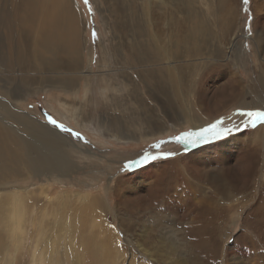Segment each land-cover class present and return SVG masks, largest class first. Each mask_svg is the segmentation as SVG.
<instances>
[{
    "label": "rangeland",
    "instance_id": "1",
    "mask_svg": "<svg viewBox=\"0 0 264 264\" xmlns=\"http://www.w3.org/2000/svg\"><path fill=\"white\" fill-rule=\"evenodd\" d=\"M16 1L0 0V7H4L5 11L0 17V37L5 46H8L9 42L12 43L11 36L13 40H16L15 38L19 35L16 23H12L11 17L6 18L7 13L10 14L9 6L16 8V17L22 14V5H18ZM72 1L74 4L76 2L74 9H76L77 18L73 33H75L74 41L78 53L76 63H70L69 56L67 58L66 54H60L59 63L66 65L62 70L78 73L80 70L90 69L88 70L92 72L90 76L95 79L106 76V72H101L105 69L109 71L113 85L122 81L127 86L119 85L113 88L109 83H105L104 79V82H90L89 86L95 87L96 90H90L84 98L82 86L84 80L77 79L75 83L77 82L76 88L79 91L75 95L76 103H83L85 99L91 101L88 104L92 105L96 103L105 106V103H108L109 105L106 106L108 118L118 127L120 123L136 125L142 117L153 115V113L160 115L159 108L164 106L163 102L166 101L164 97L167 93L175 108L185 110L192 105L196 115L199 114L197 116L201 115V118L206 120L197 128L185 126L148 140L127 143L116 142L100 133L99 137H96V134H92L94 129L91 123L85 124V130H78L70 127L69 122L68 128L71 130L66 133L75 136L74 132H77L80 134L79 138L82 135L89 149L97 150V154H105L108 151L110 155L107 157L111 158L112 165L99 164L102 166L94 169L92 178L86 179V176L73 175L75 176L73 181H68L66 186L52 183L50 193L41 194V197H54L63 190L69 194L68 196L79 192L81 195H91L97 199L92 213L88 201L80 205L84 207L87 204L90 212L88 217H84L86 225L79 230L82 235L78 231L79 241H75L77 252L67 255L70 260L68 264H76L77 261L78 264H264V127H260L264 124H258L255 128H244L240 126L242 118L237 115L238 109L264 110V102L262 106L242 108L238 105L241 103L240 98L230 97L228 90L230 88L228 83L232 80L237 89H244L245 93H240L247 102L252 103L256 96V98L264 97L262 87L264 83L262 82L264 81V0H249L248 5H245L243 0H184L185 5L182 6L184 13L190 12L199 21L213 22L205 23V25L195 23L192 26L195 30H198L200 25L204 26L205 41L202 44L205 49H208L205 51L206 55L216 59L211 62L201 59L200 62L204 63L202 67H199L196 62L191 67H188L191 64H183V68L178 70L180 77L175 73L176 71H170L169 80L172 79V86L161 90L164 91L163 95L157 93L155 97L158 99H151L150 94H147V87L143 86L141 98L143 97L146 105L133 102L129 94V90H134L130 76L132 73L135 74V68H128L132 71L127 69L122 71L121 67L130 65L120 61L119 57H112L107 67L103 66L101 48L104 44L108 46L109 41H106L112 38L111 36H113L111 40L116 41L113 24L108 36L102 31L105 27L104 21L107 20L105 23L107 25L111 15H120L121 11L113 10L119 0H105L108 7L104 4V0H89L91 13L83 0ZM134 1V5L140 8H142L141 5L146 4L149 10L157 11L163 18L168 16L169 11H176V7L179 6L177 2L173 4L170 0H165L162 8L159 7L158 0ZM50 7L53 8V5L51 4ZM177 14L180 15L179 12ZM36 21L37 15L32 21L34 27ZM234 30L250 37L238 38L237 48L243 51L236 59H234L235 53H231L233 62L236 61V63H226L224 54L229 52L228 41ZM101 32L102 44L98 40V34ZM162 36L163 46H165L166 32H162ZM168 46L172 48V44ZM3 50L6 54L8 53L6 48ZM109 52L111 54L110 50ZM43 64L37 63L35 68ZM38 69L39 71L60 70V68ZM14 71L17 72V69L15 68ZM22 71L26 72L25 77L26 75L31 77L27 63ZM68 73L63 72L62 77L76 78V75ZM181 73L185 74L181 76ZM52 77L55 78L56 75ZM5 79L3 75L0 77V86L6 87L10 93L18 84H6ZM193 79H197L198 82L197 97L191 92ZM182 80H184L183 83ZM260 80H262L261 84ZM14 82H16L15 79ZM96 83H102V85L97 86ZM33 85L34 83L30 86ZM49 87H56V85L50 81H43L41 86L34 85L32 91L17 89L15 92L18 93L11 103V109L14 113L21 115L26 113V116L37 117L45 123H50V116L57 124L64 125L59 103L65 95L59 90L49 91V93L43 91ZM99 87H105L104 94L98 91ZM64 88L68 89L66 83ZM211 92L215 94H210ZM9 93L2 95L8 98ZM118 103H122V106L117 107ZM17 104H21L22 107ZM88 104L86 106L89 108ZM200 106H203V109ZM217 120L223 121L220 127L232 128V131L218 139L209 137L208 140L198 142L195 146L176 143L172 139L182 132L198 131L208 127ZM233 125L240 126V130L233 128ZM52 126L57 127L54 124ZM98 140L105 141V144H98ZM160 141L165 143H162L159 149L152 147ZM169 152L174 155L163 156L164 153ZM145 153H151L160 158L145 162L143 160ZM146 166L152 176L147 187L141 188L139 192H128L123 187L124 179L121 178L122 180L114 186V192L110 198L105 189L108 181L113 184L117 178L132 174ZM29 181L30 184L31 180ZM37 187L34 185L30 190L36 191ZM30 190L27 189V192ZM48 191L45 190V192ZM31 209L33 208L31 207L30 211L26 209L27 213L34 211ZM52 210L53 207L49 212ZM35 213V211L32 214L29 213L28 218ZM64 219L65 216L60 221L61 225L58 229L63 226ZM143 232H145L144 236H142ZM56 235L58 239L56 236L48 239L50 242H55L56 251L62 247L61 243L67 241L66 246H68V243L72 242L68 240L71 239L69 237L59 238L60 230L56 232ZM82 236H86L84 238L88 236L94 241L91 244L88 242L81 244L80 240L84 239ZM35 237L36 230L31 224H27L24 237L14 242L0 222V264H47L40 261L44 243L41 241L36 246ZM138 243L152 252V260L138 251L136 247ZM171 247L174 250L168 249ZM5 252L6 256L10 255L9 261L5 257ZM92 255H94L93 258ZM53 257L50 255L49 264H61L60 261L64 256L57 255L56 260H53Z\"/></svg>",
    "mask_w": 264,
    "mask_h": 264
},
{
    "label": "bare ground",
    "instance_id": "2",
    "mask_svg": "<svg viewBox=\"0 0 264 264\" xmlns=\"http://www.w3.org/2000/svg\"><path fill=\"white\" fill-rule=\"evenodd\" d=\"M164 1L165 0H158L160 8H162L163 3L165 4ZM170 1H172L173 4L177 2L180 7H176V11H169L168 16L163 18L157 11L153 12V10H149L146 4L141 5L142 8H140L134 5V0H119L113 10L117 11L116 9H118L121 11L120 15H111L107 25L105 24L107 20L104 21L105 27L102 31L108 36L109 30L113 27V34L115 35L114 38H116V41L113 42L111 40L113 36H111L112 38L106 41H109L107 47L103 43L104 46L101 48L103 66L107 67V63L112 57H119L120 61L130 65L121 67L122 71L123 69L130 70L128 68H135V74L132 73L130 76V82L131 80L133 81L131 85L134 87V90H129V94L131 100L133 102H138L139 105H146L145 100L142 99L143 97L141 98V93L144 88L147 87V94H150L149 97L151 99H155L157 98L155 97L157 93L162 94L164 91L161 90L172 86V79L169 80L170 71H176L175 73L179 76L180 73H178V70L183 68V64H191L188 66L191 67L196 62L199 67H202L204 63L200 62L201 59L210 60V62L216 59L206 55L205 51L208 49H205L204 44H202L205 41L204 26L200 25L198 30H195L192 26L195 23L205 25V23H211L212 21H199L190 12L186 11L184 13L182 7L185 5L184 0ZM16 2L18 5H22V14L16 17V8H10L9 6L10 14L7 13L8 16L6 18L10 19L11 17L13 21L11 22L13 24L16 23L15 25L16 28L18 26L19 35L15 38L16 40H13V36H11L12 43H7L8 46L3 45V40L0 37V77L3 75L6 78V84H18L15 89H13L14 86L12 85L13 90L10 93L9 90H6V87L0 86V222L3 224L8 236L11 237L14 242H18L21 237H24L26 225L31 224L36 230V246H38L41 241L44 243L41 251L42 253L40 254V256H42L40 261L49 264L50 255L52 257L54 256L53 260H56L55 256L60 255L64 256L60 263L68 264L70 260L67 255L68 253L73 255L77 252L75 245L76 242L79 241V237L77 239L78 231L86 225L84 217H88L90 208L91 213L95 210V201L97 199L95 196H85L81 195L79 192L73 194L74 197L68 196L69 194L63 192V190H60L54 197H41V194H43V192L44 194L50 193L49 189L52 183L66 186L68 181H73L75 177H73V175L86 176V179L92 178L94 169L102 166L99 164H103L104 166L112 165L111 158L107 157L110 153L107 151L105 154H97V150L92 151L89 149L87 142L83 141L85 138L82 135L80 136L81 138L77 135H75V137L52 126L50 123H45L37 117L26 116V113L25 115L14 113L10 106L18 93L15 91L17 89H22L28 92L34 85L41 86L43 81H50L53 85H56V87H49L43 89V91L49 93V91L59 90L65 95L64 99L59 103V108L60 113H62L60 115L62 120H64L63 122L66 128L69 127L70 122V127L78 130H85V124L91 123L92 129H94L92 134H96V137H99L98 135L100 133L108 137V139H114L116 142L122 143H127L129 141L139 142L143 139L148 140L162 133L177 130L185 126L197 128L204 123L206 119H202L201 115L197 116L199 114L196 115V110L192 108V105L186 109L184 108L185 110H180L181 108L179 107L175 108L168 95H166L167 93H165L164 97L166 99V101L163 102L164 106L159 108L160 115L153 113V115L142 117L137 121L136 125L120 123L118 127H116L117 124L115 125L113 120L110 121L108 118L109 113L106 109V106L109 105L108 103H105V106H101L92 102L94 104L92 105L88 104L91 103V101L86 99L83 103H76L74 99L79 91V89L76 88L77 82L75 83L77 79L79 81L82 79L84 80V84H82L84 98L90 90H96L95 87L89 86L90 82H104L105 80V83H109L113 88H117L119 85L127 87L126 83L123 84L121 81L113 85L111 76H109V71L105 69L101 70V72H106V76H99L102 78L95 79L90 76V73H92L88 71L90 69L80 70L78 73L62 70L66 65H61L59 63V59H61L60 54H66L67 58L68 56L70 58V63H76L78 49L74 41L75 33H73V26L76 25L77 18L75 13L76 9H74V7H76V2L75 4L72 0H17ZM103 2H105L104 4L107 6V1L104 0ZM51 4L53 8L50 7ZM4 12V7L1 6L0 17ZM178 12L180 15L177 14ZM36 15L37 21L34 27L32 21ZM111 24H113L112 27ZM162 32H166L167 36V43L165 46H163ZM102 35V32L98 34V40L101 44ZM239 37L249 38L250 36L247 34H239L238 30H234L233 33H231L227 47L229 52L224 54V61L226 63H236V61L233 62V60L237 58L238 54L242 53L243 50L237 48ZM168 44H172V48H170ZM3 48L7 49V54L4 52ZM232 52L235 53L234 59H232L231 56ZM90 61L91 58L89 57V62ZM26 63L30 68L31 77H27V75L25 77L26 72L22 71L26 68ZM37 63L44 64L38 65L35 68V64ZM15 68L17 72L14 71ZM38 68H60V70L39 71ZM63 72L76 75V78H64L62 77ZM54 74L56 75L55 78L52 77L55 76ZM184 74L181 73V76ZM14 79L17 83L14 82ZM29 80L33 81L30 82ZM184 80H182V83ZM193 80L191 92H193V96L197 97L198 82L196 81L197 79ZM261 81L262 80H260L259 83ZM73 82L75 84H73ZM32 83H34V85L30 86ZM65 83L68 89L64 88ZM96 84L97 86L102 85V83ZM228 85L230 87L228 89L230 97L232 96L235 99H237V97L240 98L241 105H238L242 108L262 106L264 97L256 98V96L253 102L249 103L240 93H245L243 88L237 89V86L235 87L236 84H233L232 80L229 81ZM262 87L264 88V83H262ZM98 91L104 94L105 87H99ZM6 93H9L8 98L4 96ZM212 93L214 92L210 94ZM66 98H68V100ZM87 104L89 108L86 106ZM17 105L21 106V104ZM112 105L114 104L112 103ZM119 106H122V103H118L117 107ZM157 107L159 106L157 105ZM200 107L203 109V106ZM65 123L68 124L66 125ZM260 127H264V125ZM99 142L98 144H105V141ZM240 166L242 168V165ZM150 174L147 166L142 167L132 174L117 178L118 180L116 179L114 181L115 184H110V181H108V184L106 183L107 185H105V189L110 198H112L114 186L123 178V187L126 188L128 192H139L141 188H145L149 185V181H151L150 179L152 177ZM29 180H31L30 184L28 183L30 182ZM34 185L38 186L36 191L34 189L30 190ZM27 189L30 191L27 192ZM45 190L49 191L45 192ZM60 193H62L63 196H60L62 195ZM29 194L31 195L29 196ZM86 201L90 203V208L87 204L84 207H80V205ZM31 207L33 208L31 210H34L36 213L35 215L33 214L34 216L28 218L29 213L32 214L34 211L27 213L26 209L30 211ZM52 207L53 210L49 212ZM39 214L40 216L38 217ZM63 216H65V219L62 221L63 226H60L61 228L58 229V226L61 225L60 221ZM91 218L93 217L91 216ZM58 230H60L59 238L69 237L71 239L68 240L72 242L68 243V246H66L67 241L61 243L62 247L60 246L61 248L56 251L54 247L55 242H50L48 239H50L51 236L57 237L56 232ZM47 231H49V233ZM79 234L82 235V232L79 231ZM144 235L145 232L142 233V236ZM84 237L82 236V238ZM38 239H40V241ZM93 241L94 240L88 236L80 240L81 244H87V242L91 244ZM58 242L60 241L58 240ZM136 247L139 252L152 260L151 257H153V255L148 248L140 243H138ZM168 247H170V245H168ZM168 249L171 250L173 248L171 247ZM168 249L166 251H168ZM6 252L5 257H7V261H9L10 255L6 256ZM93 256L94 255H92V258ZM73 262L75 263L76 261ZM77 262L76 264H78Z\"/></svg>",
    "mask_w": 264,
    "mask_h": 264
},
{
    "label": "snow or ice",
    "instance_id": "3",
    "mask_svg": "<svg viewBox=\"0 0 264 264\" xmlns=\"http://www.w3.org/2000/svg\"><path fill=\"white\" fill-rule=\"evenodd\" d=\"M84 4L88 6L89 13L92 12L91 5L89 4V0H83ZM243 3L245 5H248L249 0H243ZM247 10V9H246ZM237 115H239L241 119L240 126L244 128L252 127L255 128L258 124H264V110H237ZM49 122L56 125L60 128L61 131H70V129L66 128L63 124H57L55 120H53L49 116ZM223 123L222 120H217L215 123L211 124L208 127L201 128L198 131H186L182 132L179 135L174 136L172 139L176 143L184 144V145H192L195 146L196 143L206 141L209 139V137L212 138H220L223 135L230 133L232 131V128L228 127H220V125ZM240 126L233 125V128H236L237 130H240ZM75 135L79 136V133H75ZM162 143H165L164 141H160L154 145H152L153 148L159 149L160 145ZM174 153H164V157L172 156ZM159 156L152 155L151 153H145L143 156V160L147 162L148 160L152 159H158Z\"/></svg>",
    "mask_w": 264,
    "mask_h": 264
}]
</instances>
